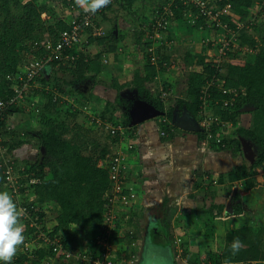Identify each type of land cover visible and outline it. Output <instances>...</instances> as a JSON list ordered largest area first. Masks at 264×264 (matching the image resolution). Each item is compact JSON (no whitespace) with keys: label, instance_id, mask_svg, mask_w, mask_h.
Instances as JSON below:
<instances>
[{"label":"trees","instance_id":"1","mask_svg":"<svg viewBox=\"0 0 264 264\" xmlns=\"http://www.w3.org/2000/svg\"><path fill=\"white\" fill-rule=\"evenodd\" d=\"M135 1L118 0L107 5L106 11L116 4H124L127 6L126 9H129ZM163 2L160 8L157 7L158 12L153 18H146L145 26H149L152 21L161 18L169 0H163ZM50 3H54V6L58 8L54 7L57 10L55 14ZM75 3L76 0H0V99L14 96V88L20 85V78L26 76L25 69L27 67L21 69L24 53L31 57L28 63L24 64L25 66L36 60L48 59V51L45 49L47 42L41 37V34L42 36L50 35V43L55 46L60 34L68 30V21L66 22L64 19L70 13L69 5L77 7ZM214 3L220 9L229 3L230 11L234 16L225 18L224 21L230 28L238 22L253 20L252 30L238 35L240 47H246L253 53L243 55L238 51L226 52L224 60L219 63L213 57L218 53L209 44L202 43V48L199 51H195L192 47H186L183 51V70L191 67L194 69L185 72V94L182 99L178 98L174 103L171 101L167 103V99L164 102L161 101V94L169 92L170 86L164 82L157 88L154 81L157 75L163 73L162 71L165 72V67L171 66L172 63L163 55H160L157 66H152L149 63L147 54L153 43L149 38L152 34L149 33V28L148 31L140 30L139 26V28H133L132 38L140 46V53L146 54V57L143 56L145 58V65L142 68L144 76H141L142 73L138 70L125 79H122L119 74H114L108 84V88L114 92V102L107 101L102 105V99L99 96L95 97L83 89L88 83L95 87L97 74L102 68L100 55L97 54L93 58L86 56L85 52L79 51L80 44L74 49L77 59L74 65L65 67V64L62 65V62L59 61V57L47 62L42 74L35 77L36 84H30V87L24 90L23 99L18 100L17 104L11 107L5 113L4 118L0 120V131H3L9 124L12 114L27 113V111L29 113V110L20 109L21 106H31L32 100H35L37 95L45 99L42 104L34 101L37 105L34 104L35 107H31L34 119L38 123V130L23 131L26 134L21 132V138L26 135L29 139L27 142L36 141L33 161L27 162L24 167L28 178L23 180L22 184L31 178V173H33V177L39 179L40 184L34 187L35 199L29 204L20 206L34 207L42 223L46 214L54 208L56 213L54 218L50 222L43 223V227L49 228L52 231L51 234H61L65 249H72L70 243L75 242V248L80 251H86L89 254L96 252L94 240L102 228L103 214L112 195L109 168L107 166L99 167V162L106 163L111 160V156L114 154L111 144L119 143V133L106 131L104 142L110 143L101 145L92 139V133L87 131L89 129L85 124L94 122L96 125L94 127L98 125L104 130L106 124L120 125L130 139H135L132 134L136 133V129L143 123L151 121L132 125L131 110L134 102L131 100L133 98L128 95L126 98L122 96V93L128 89L136 90V99L162 113L169 123L172 122L174 113L179 117L185 115V112L199 123L201 113L205 110H212L224 122L234 125L241 114L247 113L251 116V122L247 128H237L231 136L224 138V147L217 149L214 145L210 146L213 150L229 151L234 154L238 153L240 156L239 161L226 173L215 175L218 186L210 189L207 198L213 199V201L215 197V200L224 198L226 203L231 202L232 205L231 209L226 212L224 200L220 204L215 203L209 206L215 213L208 212L204 210L205 207L203 208L202 211L206 212L204 216L209 217L213 228L200 236L199 246L210 264H237L244 260H249L247 261L249 264H253V262L264 264V260L258 261L260 257L256 254L255 246L254 248L249 246L245 252L239 250L233 253L229 243L230 238L235 237L236 234L238 237L241 233L250 232V238H256L264 231V176H257V173H262L256 171L264 164V0H214ZM253 5H256L254 9L259 7L260 10L258 12L249 10ZM168 8L170 12L169 25L162 36L164 41H173L174 38H171L173 40L166 38L170 37L169 29L173 24L187 23V18L183 16L186 7L172 3ZM58 10L62 13V17ZM191 13L198 15L199 9H193ZM72 16L76 17V14H72ZM95 24L99 26V18L95 19ZM201 27L203 28L200 29ZM190 28L196 33H207L211 37L210 40L213 41L219 34L218 30L212 31L203 26L201 16ZM114 37L115 34L112 30L105 32L104 36L93 38L92 41L103 43ZM120 37L125 36L118 35V38ZM46 70L49 71L48 77L47 73H44ZM213 77L223 82V89H230L238 93L239 99L234 107L224 109L223 100L226 97L221 95L220 89L211 88L208 91L211 98L208 100L207 106L202 108V88ZM62 99L65 106L60 103ZM118 110H122L120 120L119 117L113 115V113L119 112ZM81 112L85 113V122L84 125L79 126L76 121ZM94 127L92 126V128ZM162 128L166 135L171 134L172 131H179L173 124H169L167 127L162 126ZM11 134L13 147L11 146L10 150L17 149L23 143H27L24 139H17L20 134L17 136L15 131L12 130ZM197 136L199 137L197 145L199 148L205 140L206 134L201 132L197 133ZM212 137H215L214 133ZM245 141L251 143L257 151V158L252 163L244 157L247 150ZM6 144L3 140L4 147ZM124 179L125 174L122 177L123 182ZM225 183H228L227 188L224 187ZM239 183L244 185V193L240 192ZM3 185H5V178L0 169V188ZM20 192H25L24 188ZM120 204H122V208H119V214L128 208V200ZM20 219L23 224L24 241L17 246L19 256L15 263L23 264L24 261L29 260L30 264H43L44 261L53 263L55 260L59 262L58 264H72L70 260L55 256L51 249L42 243H33L34 230L29 228L27 221L21 217ZM165 228L168 229V226ZM130 233L133 232L125 233L124 242L128 245L131 239L135 242L137 240L136 236ZM166 233L165 230L159 233L156 231L155 239L156 237L160 238L159 234ZM114 242L116 243V240ZM27 243H30V251L24 254L23 248ZM83 248H88V251ZM262 254V258H264V244ZM183 255H186V251Z\"/></svg>","mask_w":264,"mask_h":264},{"label":"crops","instance_id":"2","mask_svg":"<svg viewBox=\"0 0 264 264\" xmlns=\"http://www.w3.org/2000/svg\"><path fill=\"white\" fill-rule=\"evenodd\" d=\"M163 3V0H149V2H146L147 8L145 7L143 10L141 6H137V0L129 9H126L127 6L124 4H116L105 12L103 21L112 23L114 19L111 18L114 16V13H120L126 14V16L130 18V27L133 26L134 28L137 24L143 27L147 24V22H144L146 18H153L155 13L158 12L157 7L160 8ZM77 4L80 6L85 5L84 3ZM50 6L53 8L54 13L57 12L54 8V3H50ZM252 10L253 9H251V11ZM65 17L66 20L64 19V21L67 22L69 17ZM121 21L122 20L119 19L118 24L114 27L115 37L112 40L108 39L103 43H96L92 41V37L86 34L81 43V49H79L80 52H85L86 56L90 58H93L97 54L101 57L100 64L102 69H99L100 72L97 74V84L94 87L88 83V85H85L86 87L84 89L95 97L99 96L102 99V104L109 101L107 99L108 96L113 99L110 102H114V92L108 88V84L111 82L114 74H119L122 79H125L127 76H132L135 70L142 73V68L145 65L144 57H146V54L143 55V53H140V46L137 45L129 35L118 38V35L122 34V32L118 30L119 26H123ZM101 28L104 29L103 26H101ZM197 33L198 35L204 34L203 32L201 34L200 32ZM194 34L196 35V32L190 28L188 23L180 25L176 23L169 29L170 37H167L169 39L174 38V40L171 39L174 43H177V39H179V41L182 40V43L185 44V39L188 38L191 39L189 41L190 43L194 42L196 37ZM174 45L176 48V44ZM174 47H164L158 52L160 55H163L164 58H168L172 63L173 59L171 60L170 56L173 54L168 55V51L166 52V50H171ZM176 63L178 64L179 61ZM65 67H67V63H65ZM170 69H173V66H166L165 72L162 71L163 73H159L155 78L154 85L157 87L165 82L170 86V96H172L176 88L175 85L179 83V80H176L178 79V75H176L175 78L170 74H166V72L171 71ZM48 72L47 70L44 72L47 73V77ZM141 76H144V74L142 73ZM146 87L148 88L149 86L147 85ZM182 87V93L177 96L174 95L175 98L182 99L184 97V86ZM93 90L96 91V94L92 93ZM100 93H105V97L98 95ZM126 93H129L127 95L133 98L131 100L132 102L139 101L136 99V90L132 91L126 89L122 93V96ZM37 97L35 96L36 102L38 101L41 104L45 102V99L41 98L40 95H37ZM170 99L171 98L166 100L167 103L170 102ZM32 103H34L33 100ZM60 103L63 104L64 100L62 99ZM11 119L12 122L8 124L11 125V130L7 131L4 128L3 131H0V134L5 143H7L5 146L6 153L13 160L14 168L19 169L21 166L25 167L26 163L30 161H21L17 157V149L10 150V147L13 145L11 133L13 130L17 136L19 134L22 135L21 132L24 131L28 123H26V121L23 123L22 120H19L18 123H14L13 121L15 119L13 117H11ZM191 119L194 120V118L190 114H186V112L185 115L177 117V121L183 123H188ZM14 124L15 128H13ZM32 124V128H36L34 127L35 124ZM89 124L90 123L85 124V126L89 129L87 131L92 132V126L90 127ZM169 124H172V122L169 123L165 116L152 119L151 121L143 123L136 129V133L132 134L135 139H130L126 131H124L123 135H119V143L114 145L111 144L112 153L120 152L125 156L124 164L126 170L123 184L125 189L124 193L128 197V208L119 214V218L123 219L122 223L128 220L129 229L133 230H126L125 233L127 231L133 232L137 238L135 242L137 248H134V252L138 253L140 249H138V242L139 240L141 242V236L145 230V226L150 224L153 235H156V231L159 233L160 229H163L159 225L162 224L164 227L168 226L173 242L176 238L181 240L183 250L182 258L177 256L179 250L175 248L176 259H174V264H197L200 263L203 258V256L200 257V255L203 254V250L199 246V238L201 235L205 234L207 230L205 229L200 235L192 237L188 234L189 231L186 233L182 228L186 226L187 220H203L204 218L207 220L206 226L213 227L211 220L208 219L209 217L204 216L206 212L202 210L204 207L206 209L208 205L222 203L224 198H217L215 200L216 197L214 196L215 198L213 201V199L207 198V193L210 192V189L218 186L213 183L216 182L215 175L226 173V171L238 161L232 164L231 160L228 158L227 154L236 155L233 152L215 151L211 149V147H208L204 153H201L197 147L199 137L195 132H186L179 129V131H172L171 134L168 133L169 135L167 134L166 137H161L160 134L163 132L162 126L167 127ZM82 125H84V123ZM91 137L101 145L110 143L104 142L105 136L103 140L92 135ZM205 140L209 141L207 136ZM207 143L209 144V142ZM129 145L132 146V149H128ZM28 147H32L35 150L36 143L33 145L31 143ZM34 150H31L32 157L35 153ZM104 166H106L105 162H99V167ZM227 186L228 183H225L224 187L227 188ZM2 188L3 189L0 188V191L8 192L5 185H3ZM239 189L241 193H244L245 189L242 183H239ZM132 195L133 197H131ZM13 200L15 202L14 198ZM15 203L18 208L22 205L17 202ZM116 207L119 209V204ZM144 219L146 222L145 226L141 229L138 228L140 227L138 226L139 223ZM176 219L179 223L176 222ZM121 227L122 225L120 228ZM153 227L155 229H153ZM171 229L174 230L173 233ZM164 235L159 234L158 236L162 237ZM71 244L75 245V242H71ZM185 251L186 255L184 256L183 254ZM18 256L19 254L16 252L12 261H15Z\"/></svg>","mask_w":264,"mask_h":264},{"label":"built area","instance_id":"3","mask_svg":"<svg viewBox=\"0 0 264 264\" xmlns=\"http://www.w3.org/2000/svg\"><path fill=\"white\" fill-rule=\"evenodd\" d=\"M117 1L118 0H109L107 5L113 4ZM172 3H178L184 8L186 7V11L183 16L187 18L189 26L195 24L196 20L199 16H201L203 19V26L212 31L218 30L219 34L217 35L216 40L213 41L209 39L206 42V45H211V47L218 53L215 57H217L216 59L219 63L224 60L223 57L226 55V52L234 53L235 51H238L243 55L253 53L252 50L246 47H240L238 37V35L242 32H250L252 30L254 26L253 20L238 22L230 28L228 23L224 21L225 18L228 19L234 16L230 11L231 7L229 3H227L224 8L220 9L215 5L214 0H169L168 6L164 8L161 18L152 21L149 26L147 25L141 28L138 27L140 30L145 29L147 31L149 28V33L152 34L149 38L153 43L148 49L147 54L148 61L152 66L158 65L160 57V53L158 51H161L164 47L171 48L172 45H174L173 41H164L162 36V33L167 30L169 25L170 12L168 7L171 6ZM75 4L78 8L72 4L69 5V14L71 17L68 20V30L60 34L55 46L51 45L50 42L45 44V49L48 51V59L44 58L30 62L25 70L27 72L26 76L24 78H20V85L14 88L15 95L0 99V120L4 118L5 113L11 107L17 104L18 100L23 99L24 90L30 87V84H36L34 79L42 74L47 62H51L53 58L59 57V61L62 62V65L67 63V66H72L77 60L74 54V49L80 46L83 41V36L87 34L90 37L96 38L105 35L102 28L95 24V19L97 20V18H99L101 14L106 11L107 5L98 9L96 13H91L85 11L86 5L80 6L77 2ZM193 9H199L198 15L191 13ZM72 14H76V17H73ZM202 28L203 27L200 29ZM222 86L223 82L215 77H213L211 81L206 82L202 88V108L207 106V102L211 98V95L208 92L211 88L220 89L221 95L226 97L225 100H223L224 109H229L236 105L239 99L238 93L230 89H223ZM168 96L169 92H163L160 97L161 101L164 102ZM200 119L201 120L198 125L206 134L209 141L204 140L199 146V151L204 153L211 145H214L217 149L224 147L223 140L226 137L225 132L233 124L230 122H224L219 116L215 115L212 110L203 111ZM6 130L10 131L11 126H6ZM105 130L111 133L118 132L120 136L123 135L124 132L122 126L112 124H106ZM213 133L215 134L214 138L212 137ZM160 136L166 137L167 135L161 132ZM207 142H209V144ZM128 149H132V146L129 145ZM124 159L125 156H123V154L115 152L111 156V160L106 162V166L109 168V178L112 182V195L109 199V205L106 206L107 209L103 214L102 228L98 231L94 240L96 245V252H94V254H89L86 251H76L74 247L70 250L65 249L63 246L62 235L51 234L52 231L49 228H44L43 223L40 222V218L34 207H19L18 209L21 213L20 217L23 218L24 221L28 222L29 228L34 230L35 236L32 238L33 243H42L45 247L51 249L55 256H60L65 260H70L72 264H135L136 254L133 250H131V248L135 246V241H132L131 239L129 245L125 243L127 244V248H124L126 250L125 253L123 251H119L114 242L116 234L120 229L119 222L122 223V220L118 216L120 209L116 206L128 200V197L124 193V185H122V177L126 170ZM0 169L2 170V174L5 178V187L7 188L9 194L14 199H18L19 195L22 194V192H20L22 186L26 185L24 183L22 184V179L26 180L27 177L24 175L27 174L25 173V168L23 166L19 167V169L14 168V162L6 153V149L3 146V137L1 135ZM26 182H28L29 186H36L40 184L38 178H30ZM213 183L216 184L215 182ZM131 197H133V195ZM123 233H125V230H123L121 237L123 236ZM173 245L176 250H179L178 256L182 257L183 250L181 240L176 238ZM29 251V246L25 245L23 248L24 254Z\"/></svg>","mask_w":264,"mask_h":264},{"label":"rangeland","instance_id":"4","mask_svg":"<svg viewBox=\"0 0 264 264\" xmlns=\"http://www.w3.org/2000/svg\"><path fill=\"white\" fill-rule=\"evenodd\" d=\"M149 2V0H137V2H138V7H140L141 6V9L143 10L145 7L147 8V6H146V2ZM151 1V0H150ZM252 6H250V9L249 10H251L252 8H253V10H254V12H258L259 10H260V8L258 7V8H256V9H254L255 7H256V5H253V7L251 8ZM55 8H56V6H55ZM56 9H58V8H56ZM58 12H59V15L62 17V13L60 12V10H58ZM55 14V13H54ZM57 14V13H56ZM138 16H141V15H138ZM67 17H69L70 18V14H67ZM44 18V17H43ZM68 18V19H69ZM151 17H149V19H150ZM111 19H114L113 20V22L112 23H110L109 21L107 22H105V21H103V16H100L99 17V27H101V26H103V28L104 29H102L104 32H108V31H114V27L118 24V22H119V19L120 20H122L121 21V24L123 25V26H119L118 27V30H120L121 32H122V35L123 36H127V35H129L130 37H131V39H133L132 37H133V26L132 27H130V18L128 17V16H126V14H120V13H114V16H112V18ZM139 19H140V17H139ZM116 22V23H115ZM114 23H115V25H114ZM139 27L140 25L139 24H137V25H135L134 26V29L136 28V27ZM202 32H200V34H201ZM195 35V34H194ZM86 36V35H85ZM85 36H83V38H85ZM196 37H198V38H195V40H194V42H192V43H190L189 41L191 40L190 38H188V39H185V44L184 43H182V40H180L179 41V39H177L178 41H177V43H174V44H176V48L174 47L175 45H172V47H174V48H172L171 50H166V52L168 51V55H171V54H173V55H171L170 57H171V60L173 59V61H172V65L171 66H173V69H170L171 71H169V72H166V74H170V75H172L173 77H175L176 75H178L177 76V78L178 79H176V80H179V83H177L176 84V88H175V91H174V93H173V95L172 96H170V94H171V92L169 91V96H168V98L167 99H169V98H171L170 99V101L172 102V103H174V101H177V98H175V96H177V95H179V94H181L182 93V86H184V89H185V79H184V77H185V72H190V71H193V69H194V67H191V68H188V69H186V70H183V67H182V61H183V51H184V49L187 47V48H194L195 49V51H199V49L200 48H202L201 47V45H202V43L203 44H206V42L211 38L207 33H204L203 35H198V33H196V35H195ZM41 37L43 38V39H45L46 40V42H50V40H51V38H50V35H48V36H45V35H43L42 36V34H41ZM92 38H94V37H92ZM189 50V49H188ZM215 59L217 58V57H215V56H213ZM31 57H30V55L29 54H23V61H22V64H21V69H25L27 66H25L24 64H26V63H28V61H29V59H30ZM179 61V63L177 64L176 62H178ZM224 64V63H223ZM27 69V68H26ZM25 69V70H26ZM48 71V70H47ZM224 74V73H223ZM176 78V77H175ZM175 80V79H174ZM161 85V84H160ZM86 86H84L83 87V89L85 88ZM92 93L93 94H96V91L95 90H93L92 91ZM127 94H129V93H126V94H124L123 96L124 97H126V95ZM98 95H100V96H102V97H105V93H100V94H98ZM175 95V96H174ZM41 97V96H40ZM38 98V97H37ZM109 101H112L113 99H112V97H110V96H108V98H107ZM38 100V99H37ZM35 100H33V102H34ZM26 102V101H25ZM34 104H35V102L34 103H32V105L30 106V105H27L28 107H23V106H21L23 109H26V111L27 110H29V113H28V111H27V113H15V114H12L11 115V117H13L15 120L13 121L14 123L16 122V123H18V121L19 120H22L23 121V123L26 121V123H28L26 126H25V128H24V131L26 132H30V131H32V132H34V131H37L38 129V123H36V120L34 119V113H33V111H31L32 109H31V107L33 108V107H35L34 106ZM35 105H37V104H35ZM103 105V104H102ZM63 106H65V104H63ZM20 107V109H22ZM75 109H77V108H75ZM78 110V109H77ZM31 111V112H30ZM74 111V110H73ZM119 112H115V113H113V115H115V116H117V117H119V120H120V118H122L121 116H122V110H118ZM64 115V114H63ZM64 117H65V115H64ZM93 118H95L94 117V115H93ZM12 119L10 118V121L9 122H12L11 121ZM85 122V113L83 114V112H81V114L79 115V117H78V119H77V121H76V124L77 125H79V126H82V124ZM250 122H251V116L250 115H248L247 113H243V114H241V116H240V118L237 120V122H236V124L235 125H232V126H230L229 127V129H227L226 130V132H225V135L227 136V137H229V136H231L233 133H234V131L237 129V128H247L249 125H250ZM32 123H34L35 125H34V127H36V128H32V126H33V124ZM11 124H13V123H11ZM90 125V127L91 126H96V125H94V122L92 123L91 122V124H89ZM9 126H11V125H9ZM13 128H15V124H14V127ZM92 132V136H94V137H96V138H100L101 140H103V137L104 136H106V131L107 130H104V129H102V128H100V127H98V125H97V127H94V128H92V130H91ZM24 134H26V133H24ZM17 139H24V140H26V142H27V140H29L28 138H27V136L25 135V137L23 136L22 138H21V135H20V137H18ZM23 140V141H24ZM32 143V145L34 144V143H36L34 140L31 142ZM31 143H29V141L27 142V143H23V145H21L19 148H17V157L21 160V161H25V160H28V161H33V157L31 156V153H32V151L31 150H34L32 147L31 148H29L28 147V145L29 144H31ZM245 144H246V146H245V148H247V150H246V152H245V155H244V157H245V159L247 158V161H251V163L254 161V159H256L257 158V151H256V148L251 144V143H249V142H247V141H245ZM31 151V152H30ZM35 152H36V150H34ZM215 151H218V150H215ZM227 156H228V158L231 160V162H232V164L235 162V161H239V156L240 155H238V153L234 156V155H230V154H227ZM263 166H264V164H263ZM262 166V167H263ZM262 167H260V168H257L256 169V171H258V172H261L262 174H260V173H257L258 175L257 176H264V169H262ZM32 174L33 173H31V179L32 178H36V177H33L32 176ZM24 176H26L27 178H28V175H24ZM258 178V177H257ZM23 180H25V179H22V181ZM24 184H26L25 186H22V188H24V190H25V192H23L21 195H19V198L18 199H15V202H17V203H20V204H29V203H31L34 199H35V194H34V187L35 186H29L28 185V182H26V183H24ZM243 188H244V185H243ZM1 189H3V188H1ZM225 201V200H224ZM231 205L232 204H230V202H228V203H226V201H225V211H229V209H230V207H231ZM120 209L122 208V204H120V207H119ZM50 209H51V207H50ZM49 209V210H50ZM227 209V210H226ZM129 210V209H128ZM206 211H208V212H212V213H215V211H211V209L209 208V205L207 206V208L205 209ZM54 214H56L55 213V209L53 208L52 210H50L47 214H46V216H45V218L43 219V223H47V222H50L53 218H54ZM42 221V220H41ZM143 221V222H142ZM140 223H139V225L138 226H140V227H138V228H143L144 226H145V224H146V222H145V219L144 220H142ZM176 222H178V220L176 219ZM30 223V222H29ZM179 223V222H178ZM207 223V220L204 218L203 220H200V219H198V220H194V221H191V220H187L186 221V226H183V228H182V230L183 231H185L186 233L189 231V233L188 234H190V236H198V235H200L201 234V232H204L205 231V229L207 230V231H210L213 227H207L206 224ZM176 224V223H175ZM119 225L121 226L122 225V228H120L119 229V231L117 232V234H116V243H115V245L118 247V249H119V251H123L124 253L126 252V250L124 249V248H127V244H124V239H125V233H123V236L121 237V234H122V232H123V229H125V231L126 230H132V229H129V222H128V220L127 221H125V222H123V223H121L120 224V222H119ZM170 225H172V224H170ZM173 226V225H172ZM175 226V225H174ZM133 231V230H132ZM171 231H172V233L174 232V230H172L171 229ZM76 232V231H75ZM251 233L250 232H246V233H241V234H239L238 235V237H236L237 236V234L235 235V237H231L230 238V240H229V243L231 244V246H232V244H233V242L234 241H236V240H239V242H240V249L239 250H243V252H245L246 250H247V248L249 247V246H252L253 248H254V246H255V249H256V254H258L259 255V257H260V260H258V261H263L264 260V258H262V256H263V254H262V252H263V244H264V231H262L259 235H258V237H256V238H250V235ZM72 235L70 234V237H71ZM153 240V237H151V238H149V241H152ZM36 243H38V242H36ZM140 240H139V242H138V249L140 248L139 246H140ZM29 244L30 243H27L26 245H28L29 246ZM71 244V243H70ZM88 245H90V244H88ZM75 246H76V244L75 245H72L71 244V247H74L75 248ZM133 248H137V246H134V247H132L131 248V250H134ZM83 249H85V250H87L88 251V248H83ZM75 250L77 251L78 249H76L75 248ZM80 251V250H79ZM138 252H139V250H138ZM245 254V253H244ZM178 256V255H177ZM201 256H203V258H202V260H201V262L200 263H197V264H210V263H208L207 262V259L205 258V256H204V254H201L200 255V257ZM145 257H146V260H145V264H161V258L159 257V255H157V254H155L154 252H148V253H145ZM179 257V256H178ZM232 257V256H231ZM179 258H182V257H179ZM233 258V257H232ZM250 259V258H249ZM181 260V259H180ZM247 261H249V260H244V262H242V263H237V264H249ZM30 262L31 261H29V260H27V262L26 261H24L23 262V264H30ZM59 262H56V261H53V263H51V262H45L44 261V263L43 264H58ZM13 264H15V261L13 262ZM17 264V263H16ZM232 264H235V263H232ZM253 264H263L262 262H253Z\"/></svg>","mask_w":264,"mask_h":264},{"label":"clouds","instance_id":"5","mask_svg":"<svg viewBox=\"0 0 264 264\" xmlns=\"http://www.w3.org/2000/svg\"><path fill=\"white\" fill-rule=\"evenodd\" d=\"M77 3H84L86 5L85 11L96 13L98 9L106 6L109 0H77ZM20 216L21 213L13 197L7 191H0V264H12L17 246L24 241L23 224ZM240 246L239 240L234 241L231 246L233 253L239 251ZM135 254L137 253L135 252Z\"/></svg>","mask_w":264,"mask_h":264},{"label":"flooded vegetation","instance_id":"6","mask_svg":"<svg viewBox=\"0 0 264 264\" xmlns=\"http://www.w3.org/2000/svg\"><path fill=\"white\" fill-rule=\"evenodd\" d=\"M159 224V223H158ZM163 229H160V232L167 231V233L155 239V235L153 236L151 225L145 226V230L142 234L140 249L136 254V263L135 264H145V253L154 252L159 255L161 258V264H174V259H176L175 246L173 245L172 237L170 236V232L166 229L162 224H159ZM165 228V229H164ZM153 229H155L153 227ZM153 237L152 241H149V238ZM162 238V239H161ZM175 252V253H174Z\"/></svg>","mask_w":264,"mask_h":264},{"label":"water","instance_id":"7","mask_svg":"<svg viewBox=\"0 0 264 264\" xmlns=\"http://www.w3.org/2000/svg\"><path fill=\"white\" fill-rule=\"evenodd\" d=\"M161 116H163L162 113L141 101L134 102L133 109L131 110L132 125H137ZM172 124L175 125L176 128L186 132H203V130L199 128L197 122L192 119L188 123L177 121L176 113L173 114Z\"/></svg>","mask_w":264,"mask_h":264}]
</instances>
